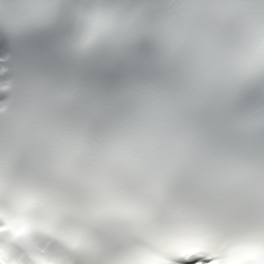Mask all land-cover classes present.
<instances>
[{"label": "snow or ice", "instance_id": "1", "mask_svg": "<svg viewBox=\"0 0 264 264\" xmlns=\"http://www.w3.org/2000/svg\"><path fill=\"white\" fill-rule=\"evenodd\" d=\"M0 26V183L60 264L264 247V0H0Z\"/></svg>", "mask_w": 264, "mask_h": 264}, {"label": "clouds", "instance_id": "2", "mask_svg": "<svg viewBox=\"0 0 264 264\" xmlns=\"http://www.w3.org/2000/svg\"><path fill=\"white\" fill-rule=\"evenodd\" d=\"M105 6H109L108 3ZM7 28V25H5ZM259 25L252 46L259 50ZM38 211L37 204L27 190L10 187L7 173L0 183V264H60L62 256L47 251L37 244L33 217ZM11 218L12 224H9ZM226 264H261L264 261V247L259 239L248 242L242 239L223 257Z\"/></svg>", "mask_w": 264, "mask_h": 264}]
</instances>
